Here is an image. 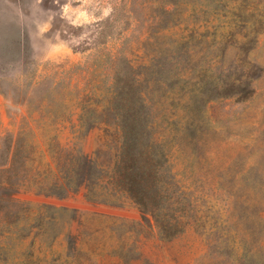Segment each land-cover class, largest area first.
<instances>
[{
	"label": "rangeland",
	"instance_id": "obj_1",
	"mask_svg": "<svg viewBox=\"0 0 264 264\" xmlns=\"http://www.w3.org/2000/svg\"><path fill=\"white\" fill-rule=\"evenodd\" d=\"M195 1L218 5L214 14L198 12L186 20L197 22L196 36L205 33L208 41L196 46L195 59L214 70L236 65L238 43L229 41L218 59L212 52L217 41L211 40L220 26L237 22L235 38L253 39L246 57L259 74L247 99L212 98L192 114L175 105L189 89L177 93L176 84L158 83L157 70L147 64L158 59L166 39L144 41L146 30L158 8L173 0H0V145L5 135L21 131L25 143L37 146V157L48 132L31 119L41 113L22 108V102L53 82L66 91L86 82L103 84L107 69L96 71V78L85 67L122 53L147 75L144 97L158 115V136L168 140L173 179L193 201L202 184L205 190L197 217L165 239L120 191L91 196L82 187L58 197L20 189L0 197V264H264V0ZM174 32L190 31L181 23ZM78 62L85 67L68 68ZM78 113L70 103L56 142L86 154L107 176L119 130L100 123L79 135L71 129ZM174 119L178 125L168 123ZM190 119L193 127L183 131L182 122Z\"/></svg>",
	"mask_w": 264,
	"mask_h": 264
},
{
	"label": "trees",
	"instance_id": "obj_2",
	"mask_svg": "<svg viewBox=\"0 0 264 264\" xmlns=\"http://www.w3.org/2000/svg\"><path fill=\"white\" fill-rule=\"evenodd\" d=\"M216 10L217 4L206 7L195 0H173L158 8V13L153 15L154 23L150 22V31L146 30L144 41L166 39L165 47L158 50V59L154 62L151 57L147 64L157 70L158 83L164 81L171 88L176 84L180 89L177 93L189 89L188 97L175 105L186 107L192 114L195 107L212 98L247 99L253 93L251 81L259 74L258 67L246 57L253 39L247 35L242 41L235 38L237 22L220 26L211 40L217 41L218 48L212 52L213 58L217 56L218 59L223 57L229 41L238 43L236 65L219 66L214 70L213 64L204 67L195 59L196 46L208 41L202 38L205 33L196 36L194 26L197 22L186 20L198 12L214 14ZM181 23L189 29L188 34L174 32ZM152 24H158V27L152 28ZM205 25L200 26L204 28ZM82 65L70 63L68 68ZM85 69L86 74L96 78L100 76L96 71L107 69L103 84L86 82L66 91L63 84L53 82L44 89L39 88L40 95L22 102V108L41 113L38 119H31L36 121L35 125L40 122L43 131L48 132L43 135L45 149L36 157L37 146L25 143L21 131L2 138L0 197H10L20 189L58 197L75 193L82 187H86L91 196L105 195L113 189L127 195L138 206L142 218L161 238H172L189 224L191 217H197L196 204L204 198V185L201 195L193 201L187 187L173 179L176 174L169 166L168 140L158 136V115L153 114V108L144 97L147 75L131 59L122 53L105 54V59L100 57L91 69L89 66ZM72 102L79 109L76 122L71 124L77 134L85 135L100 123H112L119 130L117 155L107 176L86 154L56 142V131L69 115ZM168 123L178 125V119ZM182 123L183 131L193 127L191 119Z\"/></svg>",
	"mask_w": 264,
	"mask_h": 264
}]
</instances>
